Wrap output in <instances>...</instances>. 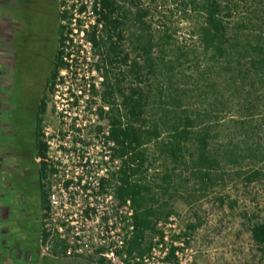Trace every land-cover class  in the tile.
<instances>
[{
	"label": "trees",
	"instance_id": "1",
	"mask_svg": "<svg viewBox=\"0 0 264 264\" xmlns=\"http://www.w3.org/2000/svg\"><path fill=\"white\" fill-rule=\"evenodd\" d=\"M171 3L180 20L190 25L191 37L206 61L205 70L217 67L229 72L235 64L242 81L251 73L264 82V0ZM84 10L82 6L78 13ZM92 11L97 18L86 32V39L91 43L95 67L103 79L101 91L92 86V95L100 99L98 115L106 123L107 140L114 143V156L120 160L118 172L111 180H103L102 185L112 186L121 206L130 203L133 231L120 257L122 264H140L136 259L150 252L155 238L162 239L157 225L175 214L171 200L177 191L170 195L175 172L188 173L189 177L182 182L187 184L195 179L200 190H205L212 182L213 171L223 165L237 166L244 155L236 145L217 153L211 150L210 141L217 135H213L217 123L212 120L216 119L212 118L213 102L198 110L185 105L190 90L177 84L174 73L187 62L188 54L183 47H171L173 34L169 29L154 34L148 22V6L140 0H93ZM58 15L60 47L68 28L62 21L71 16L68 11ZM167 47L173 53L170 57L165 56ZM62 55L58 48L49 91L65 65ZM196 74L200 79L204 72ZM245 149L252 154V148ZM44 153L45 145L41 143L39 156ZM156 164L165 169L159 178L149 176ZM260 177H264V170L249 172L245 180L251 183ZM47 204L46 196L43 211ZM187 229L193 231L195 225H188ZM249 232L264 264V222H255ZM174 250L172 247L168 261L173 259Z\"/></svg>",
	"mask_w": 264,
	"mask_h": 264
},
{
	"label": "rangeland",
	"instance_id": "2",
	"mask_svg": "<svg viewBox=\"0 0 264 264\" xmlns=\"http://www.w3.org/2000/svg\"><path fill=\"white\" fill-rule=\"evenodd\" d=\"M140 1L151 10L148 22L154 34L157 36L159 32L169 29L173 34L171 47H183L188 54L187 62L174 73L177 84L190 90L186 94L185 105L191 110H198L208 108L213 102L212 118L216 119L212 120L217 122L213 126V135H217L210 141L211 150L217 153L225 147L236 145L244 155L237 166L223 165L213 171L212 182L207 184L205 190H200V184L195 179L184 184L182 179L189 177L188 173H182L181 170L175 172L176 177L170 189V195L174 190L177 191L171 200L175 211L171 216L175 229H168L169 241L177 239L176 232L184 238L179 254L183 264H261L262 257L251 240L249 228L255 222H264V177L251 183H247L245 177L251 171L264 170V82L251 73L242 81L237 76L235 64L230 66L232 70L229 72L217 67L205 70L206 61L191 37V27L180 20L171 0ZM63 2L57 0L58 14L64 7ZM58 25L59 20L55 19L54 42L58 38ZM56 48H59L58 43ZM172 54L167 47L165 56L170 57ZM200 71L204 75L198 79L196 73ZM231 76L235 78V83ZM55 90L62 97L63 87ZM53 96L50 90L46 97L48 112L42 130H67L69 120L63 121L55 114ZM61 103L59 101V105ZM90 118V113L85 111L83 121ZM98 126H104V123L99 125L95 122L85 127L81 123L80 130H98ZM247 147L253 149L252 154L245 149ZM164 170V167L156 164L149 176L159 178ZM32 215L29 219L7 223L5 226L11 229L9 234L0 235V246L8 244L10 251L17 249L22 256L28 252L36 260H20L19 264H86L82 261H39L36 254L39 250L37 237L40 229L37 209ZM188 225H195V229L188 231ZM184 233L188 235L184 236Z\"/></svg>",
	"mask_w": 264,
	"mask_h": 264
},
{
	"label": "built area",
	"instance_id": "3",
	"mask_svg": "<svg viewBox=\"0 0 264 264\" xmlns=\"http://www.w3.org/2000/svg\"><path fill=\"white\" fill-rule=\"evenodd\" d=\"M60 13L69 12L65 41L59 47L65 64L54 82L53 107L67 130H43L47 186V209L41 214L38 236L42 258L59 262L82 261L86 264H122L120 253L133 231V212L127 201L121 206L112 186H103L120 168L114 156V143L107 140L109 130L99 118L100 99L92 95V86L99 92L103 81L95 67L91 43L86 32L95 24L93 0H64ZM84 6L83 13H78ZM63 87L62 97L58 88ZM59 101L62 102L59 105ZM86 108L88 110H86ZM103 110H107L103 107ZM90 120L83 121V113ZM97 122L101 130H80ZM71 128V130H69ZM162 239L155 238L150 252L140 264H183L179 254L184 238L169 241L168 229H175L170 217L159 223ZM173 259L167 260L171 248Z\"/></svg>",
	"mask_w": 264,
	"mask_h": 264
},
{
	"label": "flooded vegetation",
	"instance_id": "4",
	"mask_svg": "<svg viewBox=\"0 0 264 264\" xmlns=\"http://www.w3.org/2000/svg\"><path fill=\"white\" fill-rule=\"evenodd\" d=\"M58 16L57 0H0L2 228L31 218L36 209L41 223L47 186L39 153L58 50L53 39ZM2 228L0 235L7 236L11 229Z\"/></svg>",
	"mask_w": 264,
	"mask_h": 264
},
{
	"label": "crops",
	"instance_id": "5",
	"mask_svg": "<svg viewBox=\"0 0 264 264\" xmlns=\"http://www.w3.org/2000/svg\"><path fill=\"white\" fill-rule=\"evenodd\" d=\"M10 232V231H9ZM38 240V237H37ZM9 245L8 244H2L0 246V264H14L20 262V260H28V261H36L34 258H31L30 254L27 252L23 256L19 254V251L17 249L14 250V252L9 250ZM16 246H14L15 248ZM15 254V255H14ZM17 254V255H16ZM38 260L42 262H48V261H53L49 259H43L38 255V252L36 251ZM19 264V263H18Z\"/></svg>",
	"mask_w": 264,
	"mask_h": 264
}]
</instances>
